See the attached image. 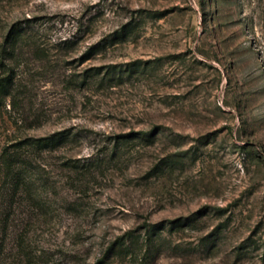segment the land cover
Here are the masks:
<instances>
[{
	"label": "rangeland",
	"instance_id": "rangeland-1",
	"mask_svg": "<svg viewBox=\"0 0 264 264\" xmlns=\"http://www.w3.org/2000/svg\"><path fill=\"white\" fill-rule=\"evenodd\" d=\"M0 264H264V0H0Z\"/></svg>",
	"mask_w": 264,
	"mask_h": 264
},
{
	"label": "trees",
	"instance_id": "trees-1",
	"mask_svg": "<svg viewBox=\"0 0 264 264\" xmlns=\"http://www.w3.org/2000/svg\"><path fill=\"white\" fill-rule=\"evenodd\" d=\"M25 33V30L22 28V27H19L18 25H15L14 27V31H13V35H21V34H24Z\"/></svg>",
	"mask_w": 264,
	"mask_h": 264
}]
</instances>
